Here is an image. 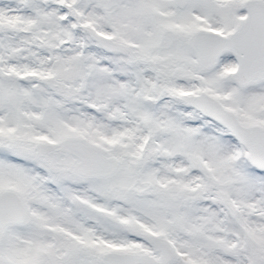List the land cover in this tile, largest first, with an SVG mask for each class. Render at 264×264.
Wrapping results in <instances>:
<instances>
[{"label":"snow or ice","instance_id":"1","mask_svg":"<svg viewBox=\"0 0 264 264\" xmlns=\"http://www.w3.org/2000/svg\"><path fill=\"white\" fill-rule=\"evenodd\" d=\"M0 264H264V0H0Z\"/></svg>","mask_w":264,"mask_h":264}]
</instances>
